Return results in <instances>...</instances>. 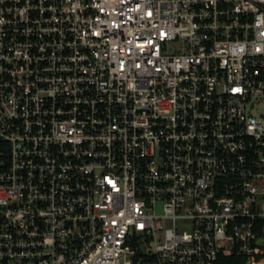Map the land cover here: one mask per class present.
I'll return each instance as SVG.
<instances>
[{"label": "built area", "instance_id": "2783aa9c", "mask_svg": "<svg viewBox=\"0 0 264 264\" xmlns=\"http://www.w3.org/2000/svg\"><path fill=\"white\" fill-rule=\"evenodd\" d=\"M264 0H0V264H264Z\"/></svg>", "mask_w": 264, "mask_h": 264}, {"label": "rangeland", "instance_id": "374dc122", "mask_svg": "<svg viewBox=\"0 0 264 264\" xmlns=\"http://www.w3.org/2000/svg\"><path fill=\"white\" fill-rule=\"evenodd\" d=\"M250 109L256 114L264 113V98H260L256 101H253L252 105L250 106Z\"/></svg>", "mask_w": 264, "mask_h": 264}]
</instances>
